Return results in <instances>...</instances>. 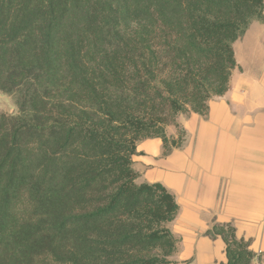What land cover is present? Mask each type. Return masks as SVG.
<instances>
[{
  "label": "trees",
  "instance_id": "1",
  "mask_svg": "<svg viewBox=\"0 0 264 264\" xmlns=\"http://www.w3.org/2000/svg\"><path fill=\"white\" fill-rule=\"evenodd\" d=\"M253 22L264 0H0V93L17 108L0 113V264H175L178 205L137 183L136 144L182 145L176 117L227 92ZM205 235L222 264H252L231 224Z\"/></svg>",
  "mask_w": 264,
  "mask_h": 264
},
{
  "label": "crops",
  "instance_id": "2",
  "mask_svg": "<svg viewBox=\"0 0 264 264\" xmlns=\"http://www.w3.org/2000/svg\"><path fill=\"white\" fill-rule=\"evenodd\" d=\"M233 50L238 68L207 116L176 117L185 132L181 147L164 155L162 142L147 138L132 157L138 184L159 183L173 195L178 212L168 227L185 263H225L224 242L205 232L229 223L250 242L252 264H264V22H253ZM166 128L177 138L176 127Z\"/></svg>",
  "mask_w": 264,
  "mask_h": 264
},
{
  "label": "rangeland",
  "instance_id": "3",
  "mask_svg": "<svg viewBox=\"0 0 264 264\" xmlns=\"http://www.w3.org/2000/svg\"><path fill=\"white\" fill-rule=\"evenodd\" d=\"M0 113H5L8 115H15L17 113V108L13 102V99L11 97L4 95V94H1V93H0ZM169 126H171V125H169ZM167 131H168V128H166V132ZM171 260L175 264H184L185 263V262L179 261L176 258L175 254L171 257Z\"/></svg>",
  "mask_w": 264,
  "mask_h": 264
}]
</instances>
